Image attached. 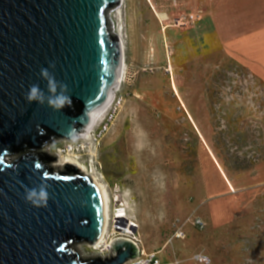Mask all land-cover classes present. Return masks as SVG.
Masks as SVG:
<instances>
[{
	"label": "rangeland",
	"instance_id": "rangeland-1",
	"mask_svg": "<svg viewBox=\"0 0 264 264\" xmlns=\"http://www.w3.org/2000/svg\"><path fill=\"white\" fill-rule=\"evenodd\" d=\"M208 1L122 0L109 17L124 41L117 86L123 103L86 137L56 141L47 151L59 157L51 162L56 170L71 158L105 186L107 233L138 224L143 248L162 250L167 263L196 264L192 254L204 251L211 264H264V157L231 170L215 147L217 132L227 128L264 135V4L256 23L247 24L242 9L234 13L220 41L209 26ZM197 11L202 18L176 25ZM223 45L257 61L255 69ZM193 213L205 228L189 226L184 240L165 246L172 222ZM76 247L84 258L96 255L87 243Z\"/></svg>",
	"mask_w": 264,
	"mask_h": 264
},
{
	"label": "water",
	"instance_id": "water-1",
	"mask_svg": "<svg viewBox=\"0 0 264 264\" xmlns=\"http://www.w3.org/2000/svg\"><path fill=\"white\" fill-rule=\"evenodd\" d=\"M120 3L0 0V264H125L139 254L118 237L107 255L82 257L76 244L92 246L104 229L99 185L74 162L56 170L59 157L41 149L52 138L80 139L118 88L123 45L109 16ZM42 68L68 86L69 106L27 102L32 84L47 93ZM41 184L49 199L37 208L25 195Z\"/></svg>",
	"mask_w": 264,
	"mask_h": 264
},
{
	"label": "built area",
	"instance_id": "built-area-1",
	"mask_svg": "<svg viewBox=\"0 0 264 264\" xmlns=\"http://www.w3.org/2000/svg\"><path fill=\"white\" fill-rule=\"evenodd\" d=\"M202 16L203 14H201V11L191 12L184 16L176 18L175 23L176 25H183L186 23L195 22L198 19L202 18ZM118 88L115 90L111 103L109 104L106 112L110 110V113H116L117 109L122 105L123 97L117 95ZM116 219L117 218L114 217L113 222H116ZM117 224L119 223L117 222ZM133 225L135 226V228H133V231L126 232L124 234L122 233V231L120 235H114L113 233L110 234L106 232V237L103 242H101L97 246L95 244H92V247L96 250V255L99 254H100L99 256L107 255L112 250L113 240L118 237H124L131 239L136 244L139 250L138 256L129 260L128 263L125 264H181L180 261L178 260H174L171 263H167L163 255L161 254L162 250L146 251L143 248V244L141 243V240L138 236V231H137L138 224L134 223ZM125 226L128 227L129 224H126ZM125 226H123V228H125ZM189 226H193L199 230H202L206 226V221L200 215L194 213L189 215L185 219H175L172 222V227L167 235L165 246L168 244H173L177 240H184L187 237V230ZM191 258L192 260H194L196 264H208L209 260H210V264L212 262L211 256L204 251L194 252Z\"/></svg>",
	"mask_w": 264,
	"mask_h": 264
},
{
	"label": "trees",
	"instance_id": "trees-1",
	"mask_svg": "<svg viewBox=\"0 0 264 264\" xmlns=\"http://www.w3.org/2000/svg\"><path fill=\"white\" fill-rule=\"evenodd\" d=\"M260 84L264 92V83L261 82ZM217 135L215 147L218 153L216 155L227 169H249L255 162L264 157V145L261 144V138L264 135L257 133L256 130H245L241 132L231 131L227 128L218 131ZM41 155L43 158H48L46 160L47 162H49V158H52L47 152H42Z\"/></svg>",
	"mask_w": 264,
	"mask_h": 264
},
{
	"label": "clouds",
	"instance_id": "clouds-1",
	"mask_svg": "<svg viewBox=\"0 0 264 264\" xmlns=\"http://www.w3.org/2000/svg\"><path fill=\"white\" fill-rule=\"evenodd\" d=\"M51 67H54V65H51ZM40 75L46 81L47 93L40 88L39 84H32L29 86V90L25 94L27 102L29 104L36 102L40 105L47 103V106L54 111H60L66 106H69L71 104V97L68 95V86L57 81L54 75H52L46 68L41 69ZM37 130L40 134H44V130L39 126H37ZM70 139H74V137H70ZM56 143V140L52 138L51 144H49V141H45L41 149L51 151ZM35 167L36 169H39L41 166L37 163ZM25 199L34 207H47L49 199L47 185L41 184L38 189H26ZM208 264H210V260L208 261Z\"/></svg>",
	"mask_w": 264,
	"mask_h": 264
},
{
	"label": "crops",
	"instance_id": "crops-1",
	"mask_svg": "<svg viewBox=\"0 0 264 264\" xmlns=\"http://www.w3.org/2000/svg\"><path fill=\"white\" fill-rule=\"evenodd\" d=\"M245 3H249V5L246 6ZM263 4L264 0H249V2H245L244 0H209L206 4L208 9L209 26L215 31L214 35L220 37L221 41V37L223 35L221 27L223 26V23H227L228 21L234 20L236 18L234 13L242 9L250 14V20H248L246 23H256L260 5L263 9ZM232 33L233 36H240L239 32L232 31ZM222 47L224 52L227 53L228 56L235 57L237 55L241 57L245 63L249 64L248 66L250 68L255 69V66H257V61H253L250 58H247V56L243 57L240 54H237L233 49H226L225 45H223Z\"/></svg>",
	"mask_w": 264,
	"mask_h": 264
},
{
	"label": "bare ground",
	"instance_id": "bare-ground-1",
	"mask_svg": "<svg viewBox=\"0 0 264 264\" xmlns=\"http://www.w3.org/2000/svg\"><path fill=\"white\" fill-rule=\"evenodd\" d=\"M122 1V0H121ZM118 34H120L119 32H118ZM119 37H120V39H121V41H122V45H123V63H122V67H121V72H120V76H119V79H118V81L120 82V80H121V76H122V72H123V70H124V66H125V61H124V41H123V38H122V36H121V34L120 35H118ZM119 84V83H118ZM113 95H114V92L110 95V98H109V100H108V102H107V104L105 105V107L100 111V112H98L95 116H94V118L92 119V123H91V125L89 126V127H91L92 125H95L99 120H101L102 119V116L104 115V113L106 112V110H107V108H108V106H109V104L111 103V100H112V98H113ZM89 129V128H88ZM87 129V130H88ZM88 132L89 131H86V133L84 134V137H86L87 136V134H88ZM67 162H74V163H76V164H78L79 165V167L81 168V170L84 172V173H87V174H89L88 172H86L85 171V169H84V167H83V165H81L80 163H78L77 161H75V160H73V159H71V158H65V159H62V161L61 162H58V163H55L54 165H55V167L56 168H61V167H63L64 166V164L65 163H67ZM93 178L97 181V183H98V185H99V188H100V191H101V194H102V199H103V204H104V224H103V231H102V237H101V239L97 242V243H95V245L97 246V245H99L101 242H103L104 241V239H105V237H106V232H107V229H108V215H109V213H108V208H109V204H108V193H107V190H106V188H105V186L95 177V176H93ZM117 218H118V220L119 221H123V220H125V217L123 216V214L122 213H119V214H117ZM133 228H135V227H133L132 226V223L130 222L129 223V226L128 227H125V228H120V226L117 228V229H119V230H121L122 231V233L124 234V233H126V232H131V231H133ZM125 235H127V234H125ZM100 255V254H99Z\"/></svg>",
	"mask_w": 264,
	"mask_h": 264
}]
</instances>
